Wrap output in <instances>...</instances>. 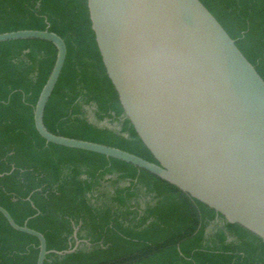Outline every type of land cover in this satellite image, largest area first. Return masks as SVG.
<instances>
[{
  "label": "trees",
  "instance_id": "obj_1",
  "mask_svg": "<svg viewBox=\"0 0 264 264\" xmlns=\"http://www.w3.org/2000/svg\"><path fill=\"white\" fill-rule=\"evenodd\" d=\"M264 79V0H200ZM49 30L67 58L46 106L53 134L158 163L125 116L92 29L88 0H0V34ZM57 58L44 40L0 43V206L42 233L45 264H264V241L132 164L48 143L34 109ZM94 108L98 122H91ZM31 201H28V198ZM35 205V208L32 206ZM77 231V238L74 233ZM39 240L0 213V264H37Z\"/></svg>",
  "mask_w": 264,
  "mask_h": 264
},
{
  "label": "water",
  "instance_id": "obj_2",
  "mask_svg": "<svg viewBox=\"0 0 264 264\" xmlns=\"http://www.w3.org/2000/svg\"><path fill=\"white\" fill-rule=\"evenodd\" d=\"M88 9L125 116L158 163L50 132L44 115L66 62L65 41L49 30L0 34V43L36 39L57 48L34 109L40 136L146 170L264 241V79L236 41L200 0H88ZM0 213L39 240L37 264L90 246L77 239L67 250H48L28 221L17 224L1 206Z\"/></svg>",
  "mask_w": 264,
  "mask_h": 264
},
{
  "label": "rangeland",
  "instance_id": "obj_3",
  "mask_svg": "<svg viewBox=\"0 0 264 264\" xmlns=\"http://www.w3.org/2000/svg\"><path fill=\"white\" fill-rule=\"evenodd\" d=\"M89 120L95 124H97L98 126H101V127H108V128H111V129H118V126L116 124H111L110 122L108 121H105V122H98L94 116V108H89L88 109V114H87Z\"/></svg>",
  "mask_w": 264,
  "mask_h": 264
}]
</instances>
